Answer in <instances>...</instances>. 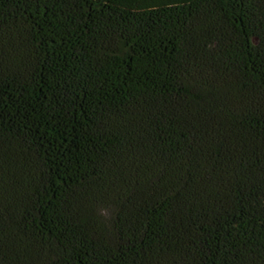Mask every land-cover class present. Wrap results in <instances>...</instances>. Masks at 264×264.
Wrapping results in <instances>:
<instances>
[{"label": "trees", "instance_id": "16d2710c", "mask_svg": "<svg viewBox=\"0 0 264 264\" xmlns=\"http://www.w3.org/2000/svg\"><path fill=\"white\" fill-rule=\"evenodd\" d=\"M0 264H264V0H0Z\"/></svg>", "mask_w": 264, "mask_h": 264}]
</instances>
